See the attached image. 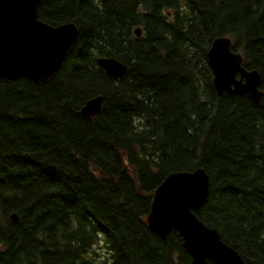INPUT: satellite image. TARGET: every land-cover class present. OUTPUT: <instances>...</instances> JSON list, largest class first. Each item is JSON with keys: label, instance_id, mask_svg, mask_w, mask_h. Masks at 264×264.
<instances>
[{"label": "trees", "instance_id": "1", "mask_svg": "<svg viewBox=\"0 0 264 264\" xmlns=\"http://www.w3.org/2000/svg\"><path fill=\"white\" fill-rule=\"evenodd\" d=\"M39 18L78 35L45 85L0 76V264H190L146 215L166 175L197 168L198 218L264 264V0H45ZM222 36L260 73L258 101L216 92L207 51Z\"/></svg>", "mask_w": 264, "mask_h": 264}, {"label": "water", "instance_id": "2", "mask_svg": "<svg viewBox=\"0 0 264 264\" xmlns=\"http://www.w3.org/2000/svg\"><path fill=\"white\" fill-rule=\"evenodd\" d=\"M45 0H0V76L9 81L27 79L36 85L51 81L62 66L78 35L73 22L50 25L39 18ZM136 37L141 28H135ZM207 61L218 94L232 93L258 101L261 75L242 66L243 57L231 49L228 37L215 38ZM97 64L113 79L122 77L127 67L112 57H99ZM101 95L87 100L80 113L94 117L102 106ZM209 177L203 168L169 173L151 195L146 215L148 229L165 240L171 232L181 239L190 264H246L241 255L225 243L216 229L207 226L195 213L209 195ZM10 219H18L11 213Z\"/></svg>", "mask_w": 264, "mask_h": 264}]
</instances>
